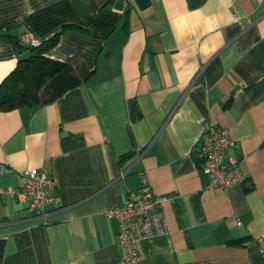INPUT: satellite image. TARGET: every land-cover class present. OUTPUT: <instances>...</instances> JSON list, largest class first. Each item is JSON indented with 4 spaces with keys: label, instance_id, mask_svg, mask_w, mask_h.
Here are the masks:
<instances>
[{
    "label": "crops",
    "instance_id": "crops-1",
    "mask_svg": "<svg viewBox=\"0 0 264 264\" xmlns=\"http://www.w3.org/2000/svg\"><path fill=\"white\" fill-rule=\"evenodd\" d=\"M64 24L87 34L47 51L65 68L39 104L0 109V185L30 168L57 185L48 223L0 198V264H121L102 209L143 186L169 197L168 229L143 240L140 264H264V0H0V34L42 41ZM18 57L0 36V82ZM214 124L230 130L243 184L211 187L200 168L195 145Z\"/></svg>",
    "mask_w": 264,
    "mask_h": 264
},
{
    "label": "built area",
    "instance_id": "built-area-1",
    "mask_svg": "<svg viewBox=\"0 0 264 264\" xmlns=\"http://www.w3.org/2000/svg\"><path fill=\"white\" fill-rule=\"evenodd\" d=\"M21 42L39 44V40L29 33L22 34ZM234 146L230 130L221 125H210L200 136L195 145V154L200 168L208 177L209 186L227 189L243 184L246 180L239 166V159L234 154ZM21 179V185L10 191L0 185V198L10 193L25 204L31 220L50 222L56 204L55 180L35 168L24 170ZM168 200L169 197L154 194L143 186L138 191L129 192L122 205L102 209L105 216L117 223L121 264H140L144 259L143 240L167 232L163 204Z\"/></svg>",
    "mask_w": 264,
    "mask_h": 264
},
{
    "label": "trees",
    "instance_id": "trees-1",
    "mask_svg": "<svg viewBox=\"0 0 264 264\" xmlns=\"http://www.w3.org/2000/svg\"><path fill=\"white\" fill-rule=\"evenodd\" d=\"M141 8L149 5V0H135ZM129 10L125 14L122 28L128 24ZM74 30L87 34L86 30L74 25L64 24L48 38L39 41L38 45L22 43V35L0 34L10 41L19 57L15 67L0 82V109L12 110L19 107H35L39 104L38 91L41 86L52 76L65 68V63L47 56V51L56 45L63 32ZM26 52V54H24ZM230 100L227 101V104ZM126 159V158H125ZM121 160V163L125 160ZM247 188L246 190H248ZM250 240L244 236L227 241L228 246L242 247Z\"/></svg>",
    "mask_w": 264,
    "mask_h": 264
},
{
    "label": "bare ground",
    "instance_id": "bare-ground-1",
    "mask_svg": "<svg viewBox=\"0 0 264 264\" xmlns=\"http://www.w3.org/2000/svg\"><path fill=\"white\" fill-rule=\"evenodd\" d=\"M157 236H159V235H157Z\"/></svg>",
    "mask_w": 264,
    "mask_h": 264
}]
</instances>
